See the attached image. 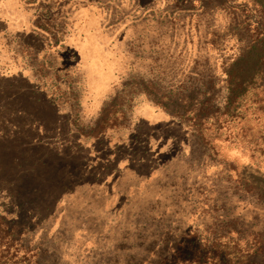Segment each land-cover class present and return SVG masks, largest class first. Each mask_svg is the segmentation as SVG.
<instances>
[{
    "label": "rangeland",
    "instance_id": "374dc122",
    "mask_svg": "<svg viewBox=\"0 0 264 264\" xmlns=\"http://www.w3.org/2000/svg\"><path fill=\"white\" fill-rule=\"evenodd\" d=\"M263 31L264 0H0V264H264ZM110 93L132 117L80 135Z\"/></svg>",
    "mask_w": 264,
    "mask_h": 264
},
{
    "label": "trees",
    "instance_id": "16d2710c",
    "mask_svg": "<svg viewBox=\"0 0 264 264\" xmlns=\"http://www.w3.org/2000/svg\"><path fill=\"white\" fill-rule=\"evenodd\" d=\"M53 72H56V74H57V71L53 70ZM35 73L37 74L38 71L36 70ZM235 75H236V71L235 72L230 71L227 73V76H226V78H227L226 81H228L229 86H230L229 94H228L229 99H230V95H233V97L235 96L236 90H237V87H236L237 84H235V83L233 84V79L235 77H237L239 80H243L242 76L239 75V77H238L237 75L236 76ZM262 81H264V79ZM108 96H110L109 101L100 106V109L98 112V117L95 118L93 126L90 127V131L88 132L85 129L81 128V130H79L80 132L78 131V133L80 135L92 138L94 135L93 133L98 134L100 132L106 131L108 128L118 127L123 118L127 119L128 115H130V117H132V113H130L131 108H129V110H128L127 107H129V105L126 104V102H125L126 99L125 100L119 99V96L115 97L114 93H110ZM70 101H71V98L67 99V102H70ZM55 104L57 107L59 106L57 101H55ZM61 105H62V102L60 103V106ZM68 106L70 107V109L72 111L74 110L73 106L75 107V105L73 102H70ZM117 114L119 115V117L117 116ZM120 116L122 117V119L120 118ZM119 119H120V121H119ZM75 123H77V122H75ZM115 129H117V128H115ZM263 239H264V236L262 234H259V236L254 237V240L256 243L264 242ZM261 246H263V243Z\"/></svg>",
    "mask_w": 264,
    "mask_h": 264
},
{
    "label": "crops",
    "instance_id": "0c3cea01",
    "mask_svg": "<svg viewBox=\"0 0 264 264\" xmlns=\"http://www.w3.org/2000/svg\"><path fill=\"white\" fill-rule=\"evenodd\" d=\"M10 22V24L13 26L15 23L14 22H12V21H9Z\"/></svg>",
    "mask_w": 264,
    "mask_h": 264
}]
</instances>
